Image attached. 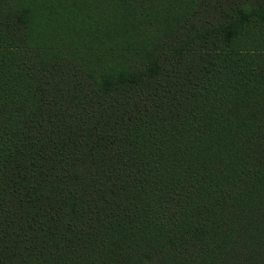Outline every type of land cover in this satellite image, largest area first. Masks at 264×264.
I'll return each mask as SVG.
<instances>
[{
	"label": "trees",
	"instance_id": "trees-1",
	"mask_svg": "<svg viewBox=\"0 0 264 264\" xmlns=\"http://www.w3.org/2000/svg\"><path fill=\"white\" fill-rule=\"evenodd\" d=\"M0 264H264V0H0Z\"/></svg>",
	"mask_w": 264,
	"mask_h": 264
}]
</instances>
